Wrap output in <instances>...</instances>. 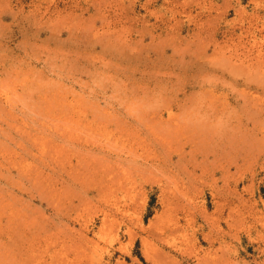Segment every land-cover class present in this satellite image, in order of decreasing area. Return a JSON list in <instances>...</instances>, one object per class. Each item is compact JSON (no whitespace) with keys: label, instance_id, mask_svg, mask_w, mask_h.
Masks as SVG:
<instances>
[{"label":"rangeland","instance_id":"1","mask_svg":"<svg viewBox=\"0 0 264 264\" xmlns=\"http://www.w3.org/2000/svg\"><path fill=\"white\" fill-rule=\"evenodd\" d=\"M263 36L264 0H0V264H264Z\"/></svg>","mask_w":264,"mask_h":264},{"label":"bare ground","instance_id":"2","mask_svg":"<svg viewBox=\"0 0 264 264\" xmlns=\"http://www.w3.org/2000/svg\"><path fill=\"white\" fill-rule=\"evenodd\" d=\"M24 2H25V1H24ZM54 2H55V1H54ZM75 2H76V1H75ZM99 2H100V0H99ZM19 3H20V2H19ZM77 3H78V2H77ZM96 3H98V1H96ZM52 4H54V3H52ZM57 4H59V3H57ZM98 4H99V3H98ZM100 4H101V3H100ZM73 5H75V4H73ZM51 6H52V5H51ZM60 6H61V5H60ZM90 6H91V5H90ZM95 6H96V4H95ZM56 7H57V5H56ZM62 7H63V6H62ZM91 7H92V6H91ZM98 7H99V5H98ZM98 7H97V8H98ZM11 8H12V7H11ZM16 8H17V7H16ZM19 8H20V7H19ZM22 8H23V7H22ZM26 8H27V7H26ZM69 8H70V7H69ZM92 8H93V7H92ZM92 8H91V9H92ZM38 9H39V8H38ZM56 9H57V8H56ZM70 9H71V8H70ZM36 10H37V9H36ZM39 10H40V9H39ZM49 10H51V9L49 8ZM52 10H53V9H52ZM65 10H66V9H65ZM72 10H73V9H72ZM69 11H70V10H69ZM82 11H84V10L82 9ZM31 12H32V11H31ZM34 12H37V11H34ZM41 12H43L42 9H41ZM60 12H62V11H60ZM67 12H68V11H67ZM72 12H75V11L73 10ZM9 13H10V12H9ZM15 13H16V12H15ZM20 14H22L21 11H20ZM52 14H53V13H52ZM61 14H62V13H61ZM3 15H5V14H3ZM10 15H11V14H10ZM15 15H17V14H15ZM31 15H32V14H31ZM33 15H34V13H33ZM55 15H56V14H55ZM69 15H70V14H69ZM47 16H48V15H47ZM50 16H51V15H50ZM56 16H57V15H56ZM44 17H45V16H44ZM44 17H43V18H44ZM51 17H52V16H51ZM16 18H17V17H16ZM30 18H31V17H30ZM40 18H41V17H40ZM18 19H19V18H18ZM33 19H34V18H33ZM49 19H50V17H49ZM31 20H32V19H31ZM37 20H38V19H37ZM42 20H43V19H42ZM53 20H54V19H53ZM16 21H17V19H16ZM23 21H24V20H23ZM26 21H27V20H26ZM48 21H49V20H48ZM18 22H20V21H18ZM51 22H52V21H51ZM12 23H14V22H12ZM27 23H28V22H27ZM35 23H36V22H35ZM49 23H50V21H49ZM33 24H34V23H33ZM25 25H26V24H25ZM34 25H35V24H34ZM263 37H264V36H263ZM263 37H262V38H263ZM238 39H239V38H238ZM242 39H243V38H242ZM239 41H240V40H239ZM245 42H246V41H245ZM253 42H255V41H253ZM240 43H241V41H240ZM240 43H239V44H240ZM244 44H245V43H244ZM254 44H255V43H254ZM245 45H246V44H245ZM247 45H248V44H247ZM255 45H256V44H255ZM216 48H217V47H216ZM244 95H245V94H244ZM245 96H246V95H245ZM0 105H1V104H0ZM8 107H9V105H8ZM8 107H7V108H8ZM0 108H1V107H0ZM3 108L5 109L6 107L3 106L2 109H3ZM2 109H1L0 111H2ZM9 109H10V108H9ZM4 111H5V110H4ZM4 111H3V112H4ZM253 111H254V110H253ZM255 111H256V110H255ZM260 112H261V111H260ZM254 113H256V112H254ZM254 113H253V114H254ZM258 114H259V113H258ZM237 131H238V130H237ZM237 131H236V132H237ZM236 132H235V133H236ZM242 133H243V132H242ZM232 134H233V133H232ZM239 134H240V132H239ZM240 135H242V134H240ZM240 135H237V136H239V137H242V136H243V135H242V136H240ZM234 136H236V135H234ZM234 136H233V137H234ZM252 136H253V135H252ZM243 137H245V135H244ZM234 139H235V138H234ZM236 140H237V138H236ZM252 143H253V142H252ZM252 143H249V144H252ZM254 146L256 147V145H254V144H253L251 147L253 148ZM251 147H247L246 151H247L249 148H251ZM245 148H246V147H245ZM252 148H251V149H252ZM253 149H254V148H253ZM253 149H252V150H253ZM86 150H87V151H97V152H99V153L102 152L101 149H98V148H95V147H86ZM249 150H250V149H249ZM226 158H227V157H226ZM226 158H225V159H226ZM227 161H228V160H227ZM77 162H78V161H77ZM93 162H94V164H93ZM95 162H97V159H96V158H94V157L90 158V160H89V162H88V169H87V167H86V168H83V171H84V173H85L84 175H85V176L87 175L89 178L92 177L93 179H95V178L98 176V177H97V180L100 182V181H101V178L105 176V173H104V171H99V170H98V169H99V164H95ZM225 164H226V163H225ZM230 164H233V163L231 162ZM0 165H1V164H0ZM81 165H83V161L81 162ZM227 165H228V164H227ZM227 165H226V166H227ZM196 166H197V165H196ZM226 166H225V167H226ZM59 169H64V168H63V167H62V168L59 167ZM86 169H87L88 171H87ZM54 170H55V169H54ZM226 170H227V169H226ZM98 173H99V174H98ZM101 173H102V174H101ZM82 181H83V180H82ZM100 183H101V182H100ZM82 184L86 185L85 183H82ZM98 185H99V184H98ZM86 195H88V192H87V191H86ZM67 211H69V210H67ZM256 211H257V210H256ZM251 213H253V212H251ZM253 214H254V213H253ZM256 214H257V213H256ZM251 216H252V215H251ZM257 216H258V215H257ZM254 217H255V216H254ZM257 221H258V220H257ZM261 226H262V225H261ZM262 227H263V226H262ZM258 235H259V234H258ZM83 237H84V236H83ZM206 237H207V236H206ZM206 237H205V238H206Z\"/></svg>","mask_w":264,"mask_h":264}]
</instances>
